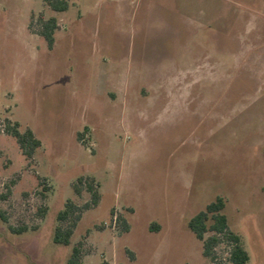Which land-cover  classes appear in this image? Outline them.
Here are the masks:
<instances>
[{"label": "rangeland", "instance_id": "rangeland-1", "mask_svg": "<svg viewBox=\"0 0 264 264\" xmlns=\"http://www.w3.org/2000/svg\"><path fill=\"white\" fill-rule=\"evenodd\" d=\"M64 1L0 0V264H66L76 246L81 264H228L187 228L216 198L264 264V0ZM7 122L40 141L31 159ZM89 184L99 202L53 244Z\"/></svg>", "mask_w": 264, "mask_h": 264}, {"label": "trees", "instance_id": "trees-1", "mask_svg": "<svg viewBox=\"0 0 264 264\" xmlns=\"http://www.w3.org/2000/svg\"><path fill=\"white\" fill-rule=\"evenodd\" d=\"M49 8L56 13L65 12L68 9V3L64 0H47ZM57 30V21L55 18H49L44 21L41 19V32L40 36L45 40L48 49H51L54 44V33ZM5 133L9 134L15 139L21 154L27 159H31L35 151L41 146L30 130L20 133L18 131V124L10 127L9 122L6 124ZM82 184L83 179L77 181ZM87 192L90 194V202L83 207L78 208L70 200H68L63 209L56 215L58 223H66L72 220V223L67 227L57 226L54 230L52 242L55 245L67 247L70 245V240L73 235V229L80 219L81 211L89 210L95 207L99 202V194L93 191L92 185L86 187ZM74 191L79 194L80 191L74 187ZM5 199V197H2ZM225 203L221 198H216L214 202L208 204L205 209L195 215L187 222L188 230L194 237L202 243L203 256L211 258L213 249L221 242L224 241L229 246L228 264H247L249 261L248 253L243 248L238 236L234 235L228 230L227 219L223 214ZM0 221L7 223L5 214L0 210ZM8 231L13 235H20L27 231V228H14L8 226ZM206 234H211L205 238ZM66 264H81V248L76 246L71 250L70 256Z\"/></svg>", "mask_w": 264, "mask_h": 264}]
</instances>
